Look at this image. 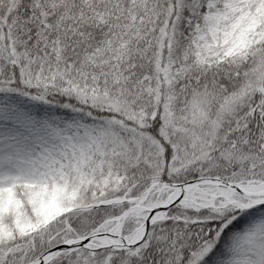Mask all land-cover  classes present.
Masks as SVG:
<instances>
[{
    "label": "snow or ice",
    "instance_id": "obj_1",
    "mask_svg": "<svg viewBox=\"0 0 264 264\" xmlns=\"http://www.w3.org/2000/svg\"><path fill=\"white\" fill-rule=\"evenodd\" d=\"M0 264H264V0H0Z\"/></svg>",
    "mask_w": 264,
    "mask_h": 264
}]
</instances>
